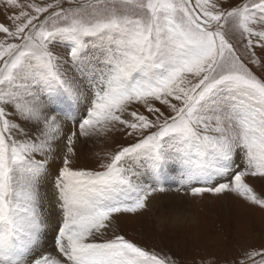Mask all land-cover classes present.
I'll return each mask as SVG.
<instances>
[{
    "label": "snow or ice",
    "instance_id": "obj_1",
    "mask_svg": "<svg viewBox=\"0 0 264 264\" xmlns=\"http://www.w3.org/2000/svg\"><path fill=\"white\" fill-rule=\"evenodd\" d=\"M0 11V264H180L117 230L168 191L264 212V0Z\"/></svg>",
    "mask_w": 264,
    "mask_h": 264
},
{
    "label": "rangeland",
    "instance_id": "obj_2",
    "mask_svg": "<svg viewBox=\"0 0 264 264\" xmlns=\"http://www.w3.org/2000/svg\"><path fill=\"white\" fill-rule=\"evenodd\" d=\"M3 19L0 11V21ZM85 158V164H90V153ZM252 184L258 194H264V180ZM178 193L186 197L185 208L173 204L166 192L156 194L152 198L157 201L150 205V198L149 206L140 213L119 216L118 232L135 242L155 245L158 251L170 252L180 264H230L240 245L259 246L264 241V212L242 199L234 195L188 199L183 192ZM163 199L166 201L161 203Z\"/></svg>",
    "mask_w": 264,
    "mask_h": 264
},
{
    "label": "bare ground",
    "instance_id": "obj_3",
    "mask_svg": "<svg viewBox=\"0 0 264 264\" xmlns=\"http://www.w3.org/2000/svg\"><path fill=\"white\" fill-rule=\"evenodd\" d=\"M86 159V158H85ZM85 159H84V161H85ZM85 163V162H84ZM173 187H175L174 185H173ZM166 193H168L167 195L168 196H170L171 198V200L173 201V204H176L177 206H178V208H185L184 206H186L187 205V201H185L184 200V198H186V197H184V196H182V195H180L178 192H173V191H168V192H166ZM179 195V196H178ZM183 195H185V194H183ZM175 196H177V197H175ZM187 196V195H186ZM167 197V196H166ZM190 197L191 196H187V198L188 199H190ZM164 198V197H163ZM168 198V197H167ZM167 198H165V199H167ZM155 201H157L155 198H152V202H151V204L150 205H152L153 204V202H155ZM166 200H164L163 199V201H161V203H163V202H165ZM169 201V200H168ZM190 204V203H189ZM169 207V206H168ZM188 207H190V205H188Z\"/></svg>",
    "mask_w": 264,
    "mask_h": 264
}]
</instances>
